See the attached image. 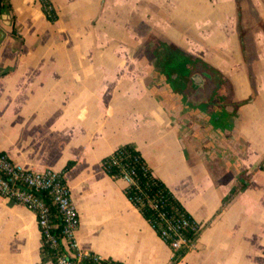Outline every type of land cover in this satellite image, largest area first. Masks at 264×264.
I'll use <instances>...</instances> for the list:
<instances>
[{
  "label": "crops",
  "instance_id": "crops-1",
  "mask_svg": "<svg viewBox=\"0 0 264 264\" xmlns=\"http://www.w3.org/2000/svg\"><path fill=\"white\" fill-rule=\"evenodd\" d=\"M48 1L55 20L43 0H9L0 15V149L24 167L64 171L81 218L79 243L103 257L264 264V0L244 6L246 59L240 35V43L217 41L229 47L226 57L202 55L232 83L229 120L191 118L152 85L139 58L122 52L125 12L138 15L140 0H122L120 9L117 0ZM189 1L171 0L172 11L187 15ZM193 1L196 8L202 2ZM125 144L136 147L199 226L177 260L127 196V183L103 164ZM42 261L36 213L0 194V264Z\"/></svg>",
  "mask_w": 264,
  "mask_h": 264
},
{
  "label": "built area",
  "instance_id": "built-area-1",
  "mask_svg": "<svg viewBox=\"0 0 264 264\" xmlns=\"http://www.w3.org/2000/svg\"><path fill=\"white\" fill-rule=\"evenodd\" d=\"M52 8L49 5L48 11ZM108 157L109 165L118 167L116 177L127 183L129 199L141 210H151L147 220L160 237L175 252L190 248L194 239L189 231L199 230L197 222L188 212L170 209L161 191L151 190L149 182L142 180L140 171L146 176L149 166L141 164V154L133 155L120 146ZM0 194L36 213L43 245L40 264H124L80 245L77 231L81 218L63 170L24 167L0 149ZM54 216L60 217L61 227Z\"/></svg>",
  "mask_w": 264,
  "mask_h": 264
},
{
  "label": "rangeland",
  "instance_id": "rangeland-1",
  "mask_svg": "<svg viewBox=\"0 0 264 264\" xmlns=\"http://www.w3.org/2000/svg\"><path fill=\"white\" fill-rule=\"evenodd\" d=\"M170 1L171 0H140L141 5L138 15L132 13L131 10L125 12L124 15V25L127 29L124 32L126 44L122 52L134 55L135 60L139 58L140 68L144 69L146 73L152 77L150 78L152 85H158L159 83V76H153L154 74L158 75L159 73L157 71L164 67L161 62H158V56L161 55V52L163 53L165 51L162 44L166 41H171L176 45H180L179 47L186 53L200 57L203 60L206 59L202 55L207 52L209 54L218 53L224 57L227 56L224 48L227 49L229 47L224 46L223 48V46L217 42L219 39L223 40L225 38V40H227L228 38L229 40L233 37L235 41V38L239 40V35L240 37L242 35L247 43V34L251 32V30L244 28L243 10L248 0H236L234 6H232V4L228 5L229 0H200L202 2L201 4L199 3L197 8L193 5L195 2L191 0L188 3L191 4L192 7H188V13L184 16L179 15L178 12L172 11L175 6H173V3H170ZM121 2L122 0H117L116 2L118 9L121 7ZM109 9L115 8L109 6ZM196 10L198 11L197 13H190ZM107 15V12L103 15V18H106V20ZM252 24L253 23H251V26ZM255 26L258 27V24L256 25L255 23L252 27L255 28ZM130 27L133 29L132 35ZM11 33L15 37H20L16 30H13ZM199 44H201V46H199ZM193 45L200 47V50H194L195 48ZM247 53H249L248 46L244 49L241 47L239 54H242L244 57ZM135 60L134 64L137 63ZM208 62L215 65L211 61ZM204 93L206 94L207 91L201 90L191 95L190 99L199 101L201 97L205 95ZM230 96L231 93L227 95L228 100ZM227 105H230L228 101L223 103L218 102L210 106L209 111L214 116L219 114L223 119L229 120L232 116L228 114L225 109Z\"/></svg>",
  "mask_w": 264,
  "mask_h": 264
},
{
  "label": "trees",
  "instance_id": "trees-1",
  "mask_svg": "<svg viewBox=\"0 0 264 264\" xmlns=\"http://www.w3.org/2000/svg\"><path fill=\"white\" fill-rule=\"evenodd\" d=\"M51 5V3H49L48 0H43V8L45 13L47 14V17L50 20H55L57 15L54 12V9L48 11V6ZM10 8V3L9 0H0V15L2 13H4L5 11H7ZM241 42L243 45V48H245V42H244V37L241 35ZM166 44V45H165ZM163 49L165 50L163 53L161 52V55H159V59L158 62H161L164 67L163 69L157 71L158 73H161L163 76H167V85H171L174 88L173 85V73H178L182 78H185L189 75V73L191 72L193 65L197 62V61H201L205 64H209L207 61L203 60L200 57L191 55L189 53H186L182 48H180L178 45L172 43L171 41H166L163 44ZM159 53V52H158ZM214 68V67H213ZM221 73V72H220ZM222 74V73H221ZM227 81V85L228 87H232V83L230 81V79L228 77H226L224 74H222ZM162 94H164L165 96L167 95V99L169 100L170 103L174 104L176 107L182 106L179 104V102L173 100L170 96L169 93L167 92V94H165L164 91H162ZM242 103V102H241ZM184 107V111L189 113L188 116H190L191 118L196 117V113L199 112V110L201 109L200 107H197L196 104L194 103H190L187 104ZM202 110V109H201ZM186 113V114H187ZM184 114V115H186ZM126 149H128V151L133 154H141L134 145L132 144H125L123 145ZM109 160V157H105L103 159V164L107 170V172L113 177V178H117L116 177V172L118 171V167H116L115 165H109V162H107ZM141 164L145 163V160L143 159L142 155H141ZM73 161H69L67 163V165L65 166V168H69L72 165ZM141 174V178L144 182H149L150 186L149 188L153 191H161V193L165 196V198L167 199V205L170 209L174 210V209H179L181 211H185L187 213V210L184 208V206L182 205V203L177 199V197L172 193V191L168 188V186L159 178H157L153 172L151 171V169L149 168L147 175L145 176L143 174V171H140ZM131 193V192H130ZM127 195H129V190ZM143 215L148 218L151 210L149 208H145L141 210ZM53 212L54 214L57 212V209L55 206H53ZM54 221L56 223H58V227H61V219L59 216H54ZM199 233V230H190L189 234L190 236L195 240L197 235ZM188 249V248H187ZM187 249H183L181 251L175 252V257L174 259L177 260L180 256H182Z\"/></svg>",
  "mask_w": 264,
  "mask_h": 264
},
{
  "label": "flooded vegetation",
  "instance_id": "flooded-vegetation-1",
  "mask_svg": "<svg viewBox=\"0 0 264 264\" xmlns=\"http://www.w3.org/2000/svg\"><path fill=\"white\" fill-rule=\"evenodd\" d=\"M220 72L224 74L220 69L212 64L209 65L201 61H197L193 65V68L187 77L182 78L178 73H173L172 83L174 88L170 84L167 85V76H163L159 73V83L157 87L160 92L164 91L165 94L168 92L169 96L173 100L179 102L182 106H186L190 103L196 104L197 107L202 109L198 112L200 116L204 119H208L212 117L209 107L217 104L218 102L223 103L229 101L227 99V95L232 92V87H228L226 78ZM194 74H198L200 77L192 80L191 77ZM193 83L198 86L196 88H192ZM201 90L207 91V93H204L205 95L201 97L199 101L190 99L191 95H194ZM165 97L167 99V95Z\"/></svg>",
  "mask_w": 264,
  "mask_h": 264
},
{
  "label": "water",
  "instance_id": "water-1",
  "mask_svg": "<svg viewBox=\"0 0 264 264\" xmlns=\"http://www.w3.org/2000/svg\"><path fill=\"white\" fill-rule=\"evenodd\" d=\"M0 34H1L0 37H2L3 34H4L2 30H0ZM197 77H200V75H198V74H194V75H192L191 78H192V80H194V79L197 78ZM201 77H202V76H201ZM197 86H198V85H196V84L193 83L192 88H196Z\"/></svg>",
  "mask_w": 264,
  "mask_h": 264
}]
</instances>
